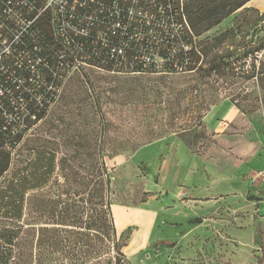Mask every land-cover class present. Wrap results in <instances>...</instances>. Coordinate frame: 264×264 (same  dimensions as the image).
Listing matches in <instances>:
<instances>
[{
  "label": "rangeland",
  "instance_id": "rangeland-1",
  "mask_svg": "<svg viewBox=\"0 0 264 264\" xmlns=\"http://www.w3.org/2000/svg\"><path fill=\"white\" fill-rule=\"evenodd\" d=\"M197 49L204 58L188 73L79 67L56 85L52 104L43 119L32 118L25 141L33 140L34 153H55L52 181L63 183V170L79 173L77 180L70 176L77 191L103 134L114 135L110 125L121 127L120 141L140 145L106 158L113 217L128 238L130 263L264 264L257 198L264 193V149L246 162L258 150L259 134L264 148V6L235 12L197 37ZM222 101L249 120L236 127V138L217 137L204 123ZM241 136L250 137L249 148ZM252 168L262 174L248 176Z\"/></svg>",
  "mask_w": 264,
  "mask_h": 264
},
{
  "label": "trees",
  "instance_id": "trees-1",
  "mask_svg": "<svg viewBox=\"0 0 264 264\" xmlns=\"http://www.w3.org/2000/svg\"><path fill=\"white\" fill-rule=\"evenodd\" d=\"M251 1L186 0L185 10L201 37ZM201 50L196 64L204 58ZM23 90L20 105L5 101L0 108V264H132L124 252L128 238L113 217V175L106 158L140 145L120 141L121 127L110 125L114 135L103 134L91 157L94 167L84 169L76 182L78 191L70 176L77 180L79 173L61 168L63 183L52 181L55 153H34L33 140L25 141L32 118L43 119L47 106L40 107Z\"/></svg>",
  "mask_w": 264,
  "mask_h": 264
},
{
  "label": "built area",
  "instance_id": "built-area-1",
  "mask_svg": "<svg viewBox=\"0 0 264 264\" xmlns=\"http://www.w3.org/2000/svg\"><path fill=\"white\" fill-rule=\"evenodd\" d=\"M185 7L186 0H0V108L20 105L21 89L50 106L56 85L82 66L125 75L194 71L197 37Z\"/></svg>",
  "mask_w": 264,
  "mask_h": 264
},
{
  "label": "crops",
  "instance_id": "crops-1",
  "mask_svg": "<svg viewBox=\"0 0 264 264\" xmlns=\"http://www.w3.org/2000/svg\"><path fill=\"white\" fill-rule=\"evenodd\" d=\"M258 1V2H256ZM258 4L264 6V0H252L247 4L246 7H250L252 4ZM254 7V6H253ZM204 123L208 130H210L213 134H215L217 137H231L236 138L234 132L237 133L236 127L241 128L245 126H249V120L247 117L231 102L229 101H222L219 104L214 105L210 111L207 113V115L204 117ZM248 129V128H247ZM254 129V127H253ZM249 133L247 135H250L252 130L249 128ZM244 138L243 145H245V148H249L251 146V140L249 136H241ZM258 138V150L257 152H253L252 156L247 160L246 162H251L254 160L257 156H260L262 153V150L264 149L261 145L262 138H260V134L257 136ZM146 148V147H144ZM262 174L259 170H256L255 168H252L248 176H252L253 178H258L259 175ZM264 182V176L263 180ZM258 183H261V180H259ZM258 192V203L259 208L258 211L261 216H264V193Z\"/></svg>",
  "mask_w": 264,
  "mask_h": 264
}]
</instances>
